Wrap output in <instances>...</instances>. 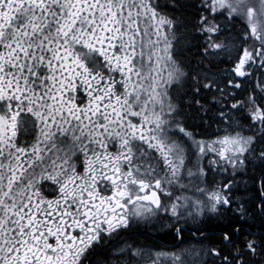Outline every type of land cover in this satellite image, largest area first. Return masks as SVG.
Segmentation results:
<instances>
[{"label":"snow or ice","instance_id":"6c2138e0","mask_svg":"<svg viewBox=\"0 0 264 264\" xmlns=\"http://www.w3.org/2000/svg\"><path fill=\"white\" fill-rule=\"evenodd\" d=\"M248 205L264 0H0V264H264Z\"/></svg>","mask_w":264,"mask_h":264},{"label":"flooded vegetation","instance_id":"af4514ba","mask_svg":"<svg viewBox=\"0 0 264 264\" xmlns=\"http://www.w3.org/2000/svg\"><path fill=\"white\" fill-rule=\"evenodd\" d=\"M196 131L203 132V129H197ZM251 195H253V193H248L247 194V196H251ZM247 216H248L247 221L250 222L251 224L255 225L254 224L255 221H254L253 218H251V215L247 214ZM234 222L235 221H233L232 223H234ZM224 223L225 222H224V216H223V217L215 218V220H213V221L207 220L203 226L205 227L206 232L209 234V238H211L213 235H215V234H217V233H219L221 231V229L223 228ZM255 226L258 227L259 225L256 224ZM246 232L247 231H245V234H246ZM183 235L185 237H189L190 233L185 232ZM138 239L141 242H144L145 240H149V242L158 243L160 245H171L173 243V241H172V239L170 237L164 235L162 232L158 233L155 230H153V234H152L151 238H148V237H145V236H140V237H138ZM176 243H178V242H176ZM165 250H167V249H165Z\"/></svg>","mask_w":264,"mask_h":264},{"label":"bare ground","instance_id":"6f19581e","mask_svg":"<svg viewBox=\"0 0 264 264\" xmlns=\"http://www.w3.org/2000/svg\"><path fill=\"white\" fill-rule=\"evenodd\" d=\"M222 67H228V65H222ZM244 179H247V177H245ZM247 195V194H246ZM249 207V212L247 214H250L251 215V218L254 219V224H259L260 223V220L258 219V217L256 216V214L253 213V211L251 210V205H248ZM259 216V214H257ZM260 217V216H259ZM247 218L248 216L246 215L243 220H241V226L243 228L244 231H247L249 228H254V225L251 224L250 222L247 221ZM210 221H213L215 220V218H212V219H209ZM235 221V217L233 216V214L231 212H228L224 215V225H223V228L225 226H230L232 225L231 223ZM210 239H214L213 236L210 238Z\"/></svg>","mask_w":264,"mask_h":264},{"label":"trees","instance_id":"16d2710c","mask_svg":"<svg viewBox=\"0 0 264 264\" xmlns=\"http://www.w3.org/2000/svg\"><path fill=\"white\" fill-rule=\"evenodd\" d=\"M256 216H257L258 219L260 220V223L257 224V225H259L260 227H259V226L256 227V226H255L256 223H255L254 228L251 229L253 232L259 231V230H261L262 228H264V223H262V221H261V217H259L257 214H256ZM230 229H231V225H230V226H225L224 228L221 229V231H220L219 233L213 235V238H214L215 240L219 239V236L221 235V233H222L223 230H230Z\"/></svg>","mask_w":264,"mask_h":264}]
</instances>
